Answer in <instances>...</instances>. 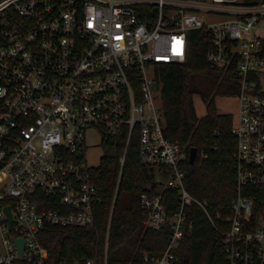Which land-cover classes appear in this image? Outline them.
<instances>
[{
    "label": "built area",
    "instance_id": "obj_1",
    "mask_svg": "<svg viewBox=\"0 0 264 264\" xmlns=\"http://www.w3.org/2000/svg\"><path fill=\"white\" fill-rule=\"evenodd\" d=\"M195 30L208 32L210 68L239 82L223 255L264 264V0H0V264H109L107 248L103 258L55 262L42 242L50 226L95 225L103 197L87 161L91 132L102 147L125 135L123 165L137 135L140 163L167 177L159 195L140 197L144 225L169 234L166 251L143 264H176L194 231L186 208L207 209L185 187L186 146L165 135L156 75L186 61ZM165 189L178 193L174 214Z\"/></svg>",
    "mask_w": 264,
    "mask_h": 264
},
{
    "label": "trees",
    "instance_id": "obj_2",
    "mask_svg": "<svg viewBox=\"0 0 264 264\" xmlns=\"http://www.w3.org/2000/svg\"><path fill=\"white\" fill-rule=\"evenodd\" d=\"M189 39L186 61L160 64L156 75L161 87L165 135L185 145L189 156L190 150L197 148L195 163L188 158L183 165L184 182L189 194L207 209L206 212L196 203L186 208L194 231L175 251L176 264H227L218 229L231 218V202L237 195L236 143L233 116L219 113L216 98L236 95L239 82L234 72L215 71L208 65L206 55L211 44L207 31H191ZM196 96L206 106L203 117L197 114ZM103 149L100 166L91 170L103 197V203L96 208L94 227L86 230L50 226L43 233V245L55 262L103 258L107 248L109 264H143L146 253L159 257L169 245L168 233L144 225L140 197L144 192L159 195L162 185L156 182L155 169L140 163L138 136L128 146L124 165V134L109 139ZM162 196L171 214L177 212L178 193L165 189Z\"/></svg>",
    "mask_w": 264,
    "mask_h": 264
},
{
    "label": "rangeland",
    "instance_id": "obj_3",
    "mask_svg": "<svg viewBox=\"0 0 264 264\" xmlns=\"http://www.w3.org/2000/svg\"><path fill=\"white\" fill-rule=\"evenodd\" d=\"M211 21L219 20L218 17H211ZM195 105L197 113L201 116L206 114V106L202 99L198 96L195 97ZM216 106L222 113L233 114L235 120L237 119L238 101L234 95L232 96H218L216 98ZM104 154V149L100 144V136L97 132H91L88 138V151H87V161L90 168H98L101 164L102 156ZM155 178L158 184L166 186L167 177L163 176L159 171H155ZM1 251V242H0Z\"/></svg>",
    "mask_w": 264,
    "mask_h": 264
},
{
    "label": "water",
    "instance_id": "obj_4",
    "mask_svg": "<svg viewBox=\"0 0 264 264\" xmlns=\"http://www.w3.org/2000/svg\"><path fill=\"white\" fill-rule=\"evenodd\" d=\"M197 155H198L197 148H192L190 150V156H189L191 164L195 163ZM5 212L9 216V222H10L9 225H10V227H12L13 217H12L11 207L10 206L6 207L5 208ZM16 244L18 245V249H19L20 254H22L23 253V247H24V244H25V240L19 239V240L16 241Z\"/></svg>",
    "mask_w": 264,
    "mask_h": 264
},
{
    "label": "crops",
    "instance_id": "obj_5",
    "mask_svg": "<svg viewBox=\"0 0 264 264\" xmlns=\"http://www.w3.org/2000/svg\"><path fill=\"white\" fill-rule=\"evenodd\" d=\"M218 110H219V109H218ZM219 113H220V114H229V113H222V112H220V110H219ZM237 113H238V110H237ZM237 113H236V114H237ZM197 114H198V113H197ZM231 115L234 116L233 114H231ZM198 116H199V117H203V115L201 116L200 114H198Z\"/></svg>",
    "mask_w": 264,
    "mask_h": 264
}]
</instances>
